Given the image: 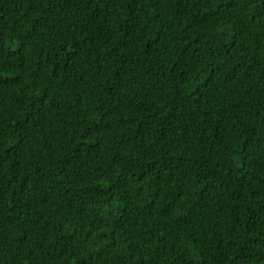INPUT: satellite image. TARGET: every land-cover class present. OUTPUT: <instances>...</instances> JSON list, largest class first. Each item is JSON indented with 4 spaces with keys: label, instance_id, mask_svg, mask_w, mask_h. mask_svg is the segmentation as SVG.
<instances>
[{
    "label": "trees",
    "instance_id": "1",
    "mask_svg": "<svg viewBox=\"0 0 264 264\" xmlns=\"http://www.w3.org/2000/svg\"><path fill=\"white\" fill-rule=\"evenodd\" d=\"M0 264H264V0H0Z\"/></svg>",
    "mask_w": 264,
    "mask_h": 264
}]
</instances>
